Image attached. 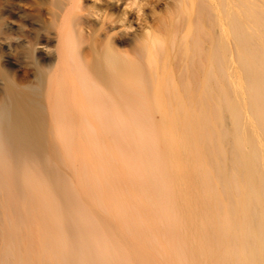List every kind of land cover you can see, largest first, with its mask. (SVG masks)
<instances>
[{"label": "bare ground", "instance_id": "bare-ground-1", "mask_svg": "<svg viewBox=\"0 0 264 264\" xmlns=\"http://www.w3.org/2000/svg\"><path fill=\"white\" fill-rule=\"evenodd\" d=\"M147 1H50L0 77V264H264V0Z\"/></svg>", "mask_w": 264, "mask_h": 264}, {"label": "rangeland", "instance_id": "rangeland-1", "mask_svg": "<svg viewBox=\"0 0 264 264\" xmlns=\"http://www.w3.org/2000/svg\"><path fill=\"white\" fill-rule=\"evenodd\" d=\"M32 1L0 0V77L9 76L8 78H13L17 83L30 78L42 89L50 50L57 40L46 10L53 0L43 1L45 5V15L43 16L35 14L31 10L29 4ZM146 3V11L152 14L151 9L154 3L152 0ZM155 10L160 14L164 12V6H158ZM11 69L13 70L9 71ZM112 144L113 142H110L104 146L110 148ZM79 146L81 147L76 149V145L72 147L64 145L63 148L59 149L64 161L70 162L73 155L78 157L80 155L87 157L88 155L91 156L92 160L93 147L88 146V144H79ZM112 151L114 153V149ZM169 244L166 241L155 242L158 247H169ZM154 258L159 263L172 264L177 262L172 251L162 250V253Z\"/></svg>", "mask_w": 264, "mask_h": 264}]
</instances>
